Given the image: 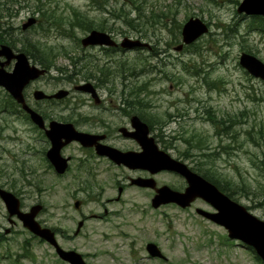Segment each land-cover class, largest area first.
I'll return each mask as SVG.
<instances>
[{
	"label": "rangeland",
	"instance_id": "1",
	"mask_svg": "<svg viewBox=\"0 0 264 264\" xmlns=\"http://www.w3.org/2000/svg\"><path fill=\"white\" fill-rule=\"evenodd\" d=\"M242 1L0 0L3 14L6 3L10 6L6 9L16 14L13 18L2 16L0 38L2 29L11 25L16 37L40 41L50 56L53 47V66L27 89L35 108H46L53 102L33 97L36 90H73L89 74L105 77V70L122 63L125 72L109 76V87L126 91L129 98L132 87L144 88L146 83L149 90L142 92L141 99L148 107L139 100L145 105L140 110L154 114L160 122L152 121V130L159 127L162 148L194 169L211 168L216 177L231 182L234 199L264 218V81L251 76L239 63L241 52L264 61V32L249 30L252 16L237 11ZM38 8H49L58 18L49 20ZM192 16L208 23L209 32L179 49L181 29ZM31 17L39 21L37 27L20 31ZM39 26L45 29L40 31ZM105 27L118 41L128 37L148 45L117 52L82 45L81 39L89 31H105ZM17 46L19 50H14L22 51V45ZM74 93L86 98V94ZM9 96L0 86V183L23 199L24 208L43 204L37 218L57 230L64 248L77 249L89 264H262L248 246L230 240L223 226L196 212L197 207L213 210L203 200L185 209L163 205L155 211L145 202L133 208L132 201L150 198L147 192L128 187L117 201V182L124 177L121 169L105 160L94 161L97 171L89 173L88 161L79 167V158L85 156L76 146L67 152L77 159L61 176L44 167L40 154L32 155L31 160L23 154L16 156L17 161L8 160L6 148H14L10 134L26 121L17 106L13 105L11 113L2 110L10 103ZM64 104L54 105L55 110ZM78 110L85 113L87 107ZM25 129L18 130L23 132V141ZM202 160L206 161L203 166ZM28 165L38 170L28 175L30 185ZM166 179L180 183L176 176L166 175ZM89 184L92 191H83ZM76 200L81 201L78 208ZM8 218L0 199V236L4 234L0 264H69L19 218L13 216L14 222ZM81 220L84 224L77 233ZM150 241L159 245L166 260L149 256L146 244Z\"/></svg>",
	"mask_w": 264,
	"mask_h": 264
},
{
	"label": "water",
	"instance_id": "2",
	"mask_svg": "<svg viewBox=\"0 0 264 264\" xmlns=\"http://www.w3.org/2000/svg\"><path fill=\"white\" fill-rule=\"evenodd\" d=\"M239 13L248 15H264V0H243L238 6ZM36 18L31 17L24 24L23 28L33 25ZM209 31L208 24L199 17H191L183 26L182 35L186 44H190ZM83 44H110L115 42L110 36L101 31L93 30L83 38ZM122 45L131 48L143 45L139 40L131 41L126 39ZM183 46L178 47L181 49ZM2 58H5L3 60ZM15 60L12 70H7L6 66ZM240 64L247 68L253 75L264 79V61L255 55L241 53ZM47 71L46 68L40 67L31 63L29 56L23 52H15L8 44L0 45V86H3L9 93L22 103L25 110L31 114V118L35 123H41L42 118L37 111L31 108L24 96L25 87L33 80L40 78ZM89 84L81 85L79 88L84 89ZM67 93L65 90H60L55 94H47L43 90H36L34 96L37 99L45 97H62ZM137 119V120H136ZM133 120L141 123L138 117ZM144 133L137 132L135 134L144 147L140 153L123 152L117 148L100 144L99 152L108 155L116 163H124L130 167L149 168L153 172L167 169L181 174L187 180V188L184 192L172 189L170 186H162L157 189L158 194L154 198L153 205L159 206L160 201L176 202L182 207L190 206L197 198H203L209 202L217 211H207L198 208L197 212L204 217L224 226L228 230L230 238L241 239L246 244L253 247L256 253L263 259L264 262V220L251 213L244 205L233 200L229 195L220 190L213 182L192 170L186 163L174 158L171 154L164 150H159L153 139L147 137V128L143 127ZM49 137L53 143L49 151V157L52 163L57 167L59 172L65 171V164L61 160L60 150L65 142L71 140H79L83 145L90 141L91 135L85 132L78 131L72 123H57L54 122L49 131ZM66 138L63 142L62 139ZM144 138V139H143ZM134 183V182H133ZM140 185H145V182H135ZM0 194L6 201L8 210L11 215L17 214L23 221L24 225L33 230L36 234L50 241L55 245L59 255L68 260L71 264H87L83 255L75 250H65L56 241L54 233L49 228H42L39 222L35 219L41 205H35L30 212H23L20 209V200L13 192L6 191L0 188ZM162 197V198H161ZM165 198V199H164ZM163 199V200H162ZM79 206V202H76ZM82 222L79 223V229ZM147 250L152 256H162V252L157 244L150 242L147 245Z\"/></svg>",
	"mask_w": 264,
	"mask_h": 264
},
{
	"label": "flooded vegetation",
	"instance_id": "3",
	"mask_svg": "<svg viewBox=\"0 0 264 264\" xmlns=\"http://www.w3.org/2000/svg\"><path fill=\"white\" fill-rule=\"evenodd\" d=\"M112 36L116 39L113 34ZM121 49L122 48L119 47L113 48L114 52H117ZM13 62L14 60H12L11 63L8 65L9 69L12 68ZM123 72H125V69L123 68L122 63H120L115 69L105 70V77L100 76L98 74H89V78L83 80L85 82L74 85L73 90L61 88L53 93H49L52 95L59 92L60 90L67 91V93L62 97L53 96L42 98V100L45 101H53L48 105L50 108L48 106H46V108L44 106H41L40 108H35V106L30 104L31 98L27 89L35 80L32 81L25 88L24 96L27 104L35 111L39 112V114L41 115L42 122L39 124L35 123L32 120L30 113L24 109L23 104L17 102V100L9 93V91L6 90L10 95V103L4 104L2 110L11 113L13 105L19 107L18 110L20 115L24 116V118L26 119V121H21V127H26L25 134L27 136L26 141H23V139H21L23 136V132H20L19 134L18 131L21 127L13 128L12 133L10 134V139L13 142L12 144L14 148H6V151L8 152V160L12 159L14 161H17L16 156L19 154H23L26 156V158H28L27 160H31L32 155L40 154L43 158L44 164L46 165H44V167L49 171L53 172L54 174L61 176L70 170L72 163L77 159L74 154L67 152L69 148H71L72 146H76L82 153H84L85 156L83 158H79V167H83V162L88 161L87 164H89V169L87 168V171H89V173L92 169H95L97 171V167L95 166L94 161L101 162L105 160L109 164L121 169L124 174V177L117 182V185L119 187L118 196L116 198L117 201H120L122 193L128 187H134L139 189L140 191L147 192V195L150 199H147L146 201H132L133 208L141 207L140 203L144 202L152 206V198L156 194V188H160L163 185H169L172 189H175L177 191H184L187 186V181L183 176H181L175 171L159 170L153 172L149 168L130 167L124 163H116L108 155L101 154L98 151V146L100 147V144H103L106 146L117 148L123 152H142L144 150V147L135 134H138L137 132L144 133L143 127H146L149 130V132H147V137L145 136V138H152L155 144L158 147L162 148L160 134H158L159 127L157 131L152 130V121H157V119L154 114L149 113L148 111L145 114L142 112V110H140V107L145 108V105L148 107V104L144 103L145 105H141L139 103L140 93L137 88H135V90L131 88L129 90L130 93H128L129 98H127L126 91L118 90L115 87H109V76H114V74H116L117 76H121ZM85 84H89V86H86L84 89L79 88V86ZM74 92H79L78 95L86 94V98L84 99L80 96H76L74 95ZM35 100L38 101L37 99ZM60 102L65 104L62 105V107L56 111L54 105H58ZM84 105L87 107V111L85 113H82V111H79L78 109L82 108ZM63 111L68 112V114L63 115L61 113ZM134 116L139 117L141 123H139L138 121H134ZM54 120L63 123H72L78 131L85 132L91 135L90 141L86 145H83L79 140H71L70 142H67L64 146H62L60 153L69 160V167L63 173L57 170V167L52 163L49 157V151L52 148L53 144L51 138H49L48 136L47 130L50 129L51 122ZM159 123L160 122H158L157 125H159ZM0 127L3 128V125L1 123ZM139 127L140 130L137 129ZM62 141L65 142L66 138H63ZM99 165L100 164H98L97 166ZM28 166V172H26L27 179L29 180L28 185H30L31 179H29L28 175L37 173L38 170L32 168L33 165ZM7 173V175L10 176L8 169ZM166 175L176 176L179 179L180 183L176 184L174 182L168 181L166 179ZM160 176H162V178ZM34 177L35 176H33V179ZM133 177L152 178L156 181V188L148 187L147 185L139 186L137 184L125 182V180L129 181ZM163 179H166V181ZM38 186L39 185H37V187ZM94 186L99 187V185ZM0 187H6V185H2L0 183ZM92 187L93 186L89 184L86 185V187H82V190L86 192H91ZM0 199L2 200L1 196ZM20 199L21 207L23 208V210H30V208L34 205H28V209L24 208L23 199L21 197ZM198 201H201V199L195 200L192 205H195V203H197ZM3 204L5 205L4 201ZM166 205L178 206L175 203L165 204L164 206ZM164 206L154 208V210L157 211ZM105 212H107V210ZM8 219L9 221L14 222L12 218L9 217ZM6 230V234L11 231L10 228ZM53 230L57 233V230L55 228H53ZM3 235L4 234L0 236V240L4 238ZM38 239L41 240V242L44 241L40 237H38Z\"/></svg>",
	"mask_w": 264,
	"mask_h": 264
},
{
	"label": "trees",
	"instance_id": "4",
	"mask_svg": "<svg viewBox=\"0 0 264 264\" xmlns=\"http://www.w3.org/2000/svg\"><path fill=\"white\" fill-rule=\"evenodd\" d=\"M12 2H19V0H12ZM6 6H9V4H7V3L4 4L6 11H4L5 12L4 14L2 11H0V19L2 18L3 15H6V17H8V18H13L16 16L15 12H12L11 9H9L10 6L7 7V9H6ZM50 12L51 11L49 8H45V9L38 8V13L41 16L45 15L48 17L49 20L58 18L55 15V11H52L51 13ZM8 23H9V21H8ZM34 27H37V25H34ZM248 27H249V30H259V31L264 32V17L263 16H252ZM91 28H92V26L89 25V29H91ZM44 29L45 28H43V26H39V28H38V30H40V31H43ZM14 30H15V28H13L11 25L2 29L0 43L1 42L8 43L12 47H15L18 50H19V47L17 46V44L20 43L22 45L20 47V49L22 51H25L35 62H38L39 64H41L42 66L47 67V68H50L53 66L54 62L52 60V57L55 54V52L53 51V47L50 48V50H51V56H50L46 51V50H48V48L46 46H41L40 41H38V40L34 41V40H32V38L22 40L21 38L16 37L14 35ZM22 30H23V28L21 27L20 31H22ZM23 31H25V30H23ZM209 115H210V112H209ZM213 120H215V119H213ZM205 162H206L205 160L200 161L201 166L205 165ZM196 170L199 173H201L202 175H204L207 179H209L213 183H215L222 191L229 194V196L234 197V194H236V192H234L232 187H230L231 182H229V181L225 182V181L221 180L219 177H216V174L211 170V168L210 169H204V170L202 168H196Z\"/></svg>",
	"mask_w": 264,
	"mask_h": 264
},
{
	"label": "bare ground",
	"instance_id": "5",
	"mask_svg": "<svg viewBox=\"0 0 264 264\" xmlns=\"http://www.w3.org/2000/svg\"><path fill=\"white\" fill-rule=\"evenodd\" d=\"M93 30H97V29H93ZM93 30H91V31H93ZM97 31H101V32H104V31H102V30H97ZM131 41H136V40H132L131 39ZM186 43L184 42V40H183V43L180 45V46H184ZM93 46H105L104 44H95V45H93ZM179 46V47H180ZM106 47V46H105ZM243 53H247V52H243ZM248 54H250V55H254V54H251V53H248ZM256 56V55H255ZM242 65V64H241ZM242 67H244L243 65H242ZM245 69H246V71H248L247 70V68L246 67H244ZM108 78V77H107ZM37 113H39V112H37ZM31 115V114H30ZM41 116V115H40ZM54 122H57V123H63V122H58V121H56V120H54V121H52L51 122V127H50V129L49 130H47V133H48V136H49V131H51V128H52V125H53V123ZM138 130H140V127L139 128H137ZM148 130V129H147ZM143 131V130H142ZM147 132H149V130L147 131ZM50 138V137H49ZM149 139H152V138H149ZM64 142V141H63ZM70 142V141H69ZM67 142H65L62 146H64L65 144H66ZM53 144V143H52ZM53 146V145H52ZM62 148V147H61ZM159 150H164V149H159ZM61 151V150H60ZM164 151H166V150H164ZM167 152V151H166ZM60 155H61V153H60ZM61 160H62V162H63V164H65V171L68 169V167H69V160L67 159V158H65L63 155H61ZM131 183L132 184H134L133 182H145L146 183V185L148 186V187H155L156 186V181L154 180V179H152V178H142V177H139V178H132L131 180ZM13 194H15V193H13ZM15 196L16 197H18L16 194H15ZM162 198V197H161ZM165 199V198H164ZM163 200V199H162ZM165 204H168L167 202H165V200L164 201H160L159 202V206H163V205H165ZM246 246H250V245H248V244H246L245 242H243Z\"/></svg>",
	"mask_w": 264,
	"mask_h": 264
}]
</instances>
